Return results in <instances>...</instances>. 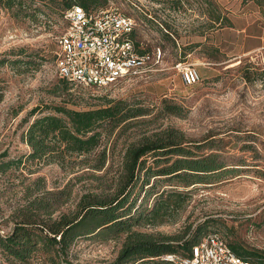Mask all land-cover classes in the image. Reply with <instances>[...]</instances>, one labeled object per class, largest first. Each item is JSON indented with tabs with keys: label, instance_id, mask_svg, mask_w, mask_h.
<instances>
[{
	"label": "rangeland",
	"instance_id": "rangeland-1",
	"mask_svg": "<svg viewBox=\"0 0 264 264\" xmlns=\"http://www.w3.org/2000/svg\"><path fill=\"white\" fill-rule=\"evenodd\" d=\"M30 4L19 15L0 7V55L18 58L0 65L4 92L0 160H21L0 168V234L11 230L20 218L19 209L30 200L48 199L56 216V189L67 184L69 196L58 208L70 211L96 183L90 176L92 169L78 163L92 155L71 154V166L26 157L30 147L22 135L30 120L51 111L55 104L90 108L108 99H122L127 106H148L150 113L123 130L116 127L110 135L102 133L103 143L107 141L114 156L140 131L174 126L189 140H213L211 147L205 145L200 152H216L225 167L234 168L218 181L189 186L183 206L168 220L138 228L157 235L185 232L187 238L201 223L202 236L216 231L230 243L264 251V14L258 5L252 0H182L181 7L169 9L160 0H108L105 6H116L135 18L133 37L140 47L159 46L160 56L139 73L105 87L68 83L63 88L54 66L57 38L65 25L63 9L41 0ZM145 11L154 19L146 20ZM165 22L171 26L170 36L163 34L160 24ZM178 59L197 67L199 81L183 82L174 66ZM248 68L253 71L251 79L244 77ZM164 100L177 104L180 114L164 111ZM33 107L38 110L30 115ZM78 174L83 175L77 178ZM148 203L151 197L143 206ZM39 213L44 216L43 210ZM122 239L123 235L103 240L80 236L71 244L69 258L108 264ZM46 258L42 253L30 263L48 264Z\"/></svg>",
	"mask_w": 264,
	"mask_h": 264
},
{
	"label": "trees",
	"instance_id": "trees-1",
	"mask_svg": "<svg viewBox=\"0 0 264 264\" xmlns=\"http://www.w3.org/2000/svg\"><path fill=\"white\" fill-rule=\"evenodd\" d=\"M31 1L0 0V7L19 15L30 7ZM41 1L49 5L59 4L63 11L72 4H79L90 10L105 6L108 2ZM252 1L264 14V0ZM160 2H164L169 9L182 6V0ZM210 12L213 14V8ZM143 13L146 20L153 18L148 12ZM215 18L219 19V16ZM160 25L165 36L172 34L168 23H164L166 26L163 23ZM131 38L140 52L147 51L134 39L133 31ZM17 60L18 58L10 59L0 55V65ZM27 61L29 60L25 62ZM249 69L244 72L246 79H251L249 75L253 71ZM58 77L63 88L71 83ZM3 95L0 84V101ZM51 108V111L34 116L25 128L22 137L30 147L26 157L55 160L62 166H71V154L92 155L88 156L91 160L81 158L78 163H86L85 166L92 169L90 176L96 183L79 196L70 211L58 208L69 196L67 184L56 189V216L53 215L55 208L48 199H32L22 206L18 213L20 218L14 220L11 230L0 234V264H31V259L41 257L42 253L47 254L48 264H88L73 262L69 258V248L80 236L103 240L123 235L116 256L108 264H174L161 256L166 253L188 255L191 245L202 237L204 224H197L187 238L185 232L157 235L138 226L168 220L183 206L189 186L218 181L226 173L234 171L232 167H225L216 152H200L205 145L211 147L213 140H189L180 128L165 126L142 130L133 135L124 143L119 154L114 156L107 141L103 143L102 133L110 135L116 127L123 130L137 122L135 119L139 116L150 113L148 106H127L122 99H108L104 104L90 108H75L61 103ZM162 109L180 114L179 106L166 100ZM37 110L38 108L33 107L29 111L30 115ZM20 161L13 158L0 160V168L6 169L12 163ZM81 175L83 174L76 177ZM38 182L39 179L35 181L37 188ZM157 186L160 187L156 189ZM27 191L30 194L29 186ZM48 192L53 193L51 190ZM64 194L66 196L62 198ZM148 197H151V203L143 206ZM40 210H43V217L40 216ZM229 244L241 256L257 264H264V251Z\"/></svg>",
	"mask_w": 264,
	"mask_h": 264
},
{
	"label": "built area",
	"instance_id": "built-area-1",
	"mask_svg": "<svg viewBox=\"0 0 264 264\" xmlns=\"http://www.w3.org/2000/svg\"><path fill=\"white\" fill-rule=\"evenodd\" d=\"M63 18L54 66L58 76L73 84L105 87L139 73L160 56L159 46L145 52L137 49L131 38L137 21L116 6L86 10L72 4L63 11ZM174 66L185 84L199 81V71L191 62L176 60ZM161 257L174 264H257L238 254L216 231L192 244L188 255L166 253Z\"/></svg>",
	"mask_w": 264,
	"mask_h": 264
}]
</instances>
